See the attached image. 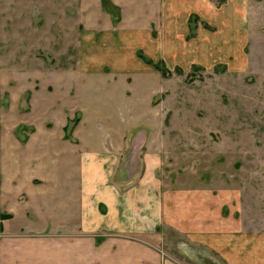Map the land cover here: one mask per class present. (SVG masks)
I'll use <instances>...</instances> for the list:
<instances>
[{"label":"crops","instance_id":"1","mask_svg":"<svg viewBox=\"0 0 264 264\" xmlns=\"http://www.w3.org/2000/svg\"><path fill=\"white\" fill-rule=\"evenodd\" d=\"M209 1L97 0L100 9H86L85 18L104 31L100 46L114 50L111 67L125 68L117 60L134 46L137 55L150 33V49L161 58L153 62L190 58L192 45L183 43L190 17H220ZM42 77L0 78V264H182L160 245L167 230L191 260L264 264V212L254 209L255 191L169 171L164 143L143 149V111L134 103L141 98L134 88L133 101L127 99L125 77H87L83 109L58 110L56 122L47 117L56 104L53 87ZM96 83L110 97L119 92L111 105L120 118L108 101L95 99ZM9 111L21 118L10 120Z\"/></svg>","mask_w":264,"mask_h":264},{"label":"rangeland","instance_id":"2","mask_svg":"<svg viewBox=\"0 0 264 264\" xmlns=\"http://www.w3.org/2000/svg\"><path fill=\"white\" fill-rule=\"evenodd\" d=\"M209 3L220 17H190L183 41L188 48L192 45L190 58L163 59L160 65L169 71L163 76L139 60V53L152 61L161 59L150 49L151 33L137 55L139 47L134 46L117 60L125 68L111 67L114 50L100 46L104 31L89 26L85 18L86 9L99 8L97 0H0V78L42 74L56 100L47 117L56 122L58 110L74 114L83 109L87 77L122 75L127 99L133 101L134 88L141 98L134 103L143 111L142 134L137 138L143 149L150 141L164 143L169 171L199 175L200 183L227 190L253 189L254 209L264 212V0H239L237 8L232 0ZM145 28L138 30L143 33ZM1 86L5 91L7 85ZM105 86L96 83L99 89L91 93L115 110L111 104L117 99L111 97L120 94L108 96ZM9 118L21 117L9 111ZM98 118L93 120L103 121ZM165 238L160 245L182 264H203L177 250L180 239L171 230ZM199 251L203 258L213 259L212 252Z\"/></svg>","mask_w":264,"mask_h":264},{"label":"trees","instance_id":"3","mask_svg":"<svg viewBox=\"0 0 264 264\" xmlns=\"http://www.w3.org/2000/svg\"><path fill=\"white\" fill-rule=\"evenodd\" d=\"M138 56L141 57L147 63L152 64L155 68H157L158 70H160L161 71V74L163 76H167L169 74L168 69H166L165 67L161 66L159 62H153L152 60L145 58L141 53H139ZM1 216L2 217H6L7 215L2 214Z\"/></svg>","mask_w":264,"mask_h":264}]
</instances>
